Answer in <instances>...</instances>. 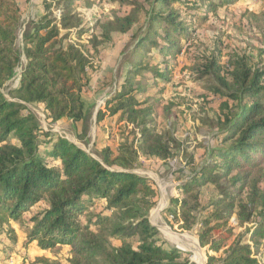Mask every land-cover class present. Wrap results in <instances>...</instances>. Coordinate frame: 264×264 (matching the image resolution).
Segmentation results:
<instances>
[{
	"label": "trees",
	"instance_id": "trees-1",
	"mask_svg": "<svg viewBox=\"0 0 264 264\" xmlns=\"http://www.w3.org/2000/svg\"><path fill=\"white\" fill-rule=\"evenodd\" d=\"M75 1L64 0V26L73 20ZM149 1L144 24L119 53L115 68L119 88L107 99L111 115L121 110L130 118L136 116L139 102L133 93L148 94L173 81L177 62L163 59L147 66V52L155 49L176 58L180 39L190 35L181 13L170 5L188 0ZM191 1H206L209 14H215L213 0ZM55 21L44 15L23 22L14 0H0V228L13 232L14 238L11 221L24 225V243L35 242L41 250L68 245V264H195L181 250L167 246L149 222L155 189L130 169L123 155L104 148L93 156L44 130L35 115L23 113L27 104H42L48 120L66 115L82 122L83 133L89 130L93 109L81 97L87 58L73 43H63L65 36ZM136 21L135 13L113 16L105 23L104 35L126 33ZM18 67V85L9 98L2 88ZM214 67L210 60L200 77ZM141 78L151 79L152 84L140 86ZM212 89L233 104L219 118L221 131L215 144L206 147L202 161L175 184L167 218L180 231L197 225L199 191L213 184L221 190L197 231L199 244L218 253L207 255L206 264H264V67H252L243 57L235 59L227 77H219ZM149 123L140 121L136 129L142 151L160 159L173 156L177 143L173 133H155L146 129ZM11 136L16 144L9 141ZM134 152L129 149V154ZM98 202L105 211L90 212ZM34 206L37 210L23 219V213ZM232 215L241 230L228 242L233 236L234 227H227ZM218 227L227 234L211 235ZM111 238L119 245H110ZM38 262L62 264L46 257Z\"/></svg>",
	"mask_w": 264,
	"mask_h": 264
},
{
	"label": "rangeland",
	"instance_id": "rangeland-1",
	"mask_svg": "<svg viewBox=\"0 0 264 264\" xmlns=\"http://www.w3.org/2000/svg\"><path fill=\"white\" fill-rule=\"evenodd\" d=\"M14 1L19 6L23 22L38 20L44 15L53 17L60 35L65 36L63 43H73L86 56L81 97L93 109L87 133H83L82 122L73 121L66 115L57 120H48L42 104H27L23 113L35 115L44 130L56 133L93 156H96L95 151L104 148H108L113 154L123 155L130 164V169L146 177L155 189L154 204L148 209L147 217L166 245L181 250L195 264H200V256L194 253L196 250L203 257V262H207L209 254L218 255L208 251L207 246L199 244L197 231L200 223L209 217L212 210L210 203L218 197L221 188L209 183L200 189L197 225L190 230L180 231L173 219L167 218L166 210L170 207L171 195L175 194V184L202 161L206 147L215 144L221 131L219 118L226 112L228 105L233 104L215 93L212 87L219 84V77H227L233 61L240 57L245 58L252 67H264V0H237L229 4L213 0L216 3L214 15H210L206 1L195 4L188 0L182 4H170L172 10L181 13L190 35L188 39H180L181 49L176 58L169 54L162 55L155 49L147 52L145 65L154 66L165 59L170 63L176 61L177 68L173 81L168 85L152 88L148 94L133 93L139 103L136 106L138 114L132 118L124 115L121 110L113 115L109 114L111 106L107 99L119 88L120 81L115 76L119 53L130 36L144 24L150 7L149 0H77L71 7L74 17L68 26H64L66 20L61 17L64 0ZM131 13L136 14L137 21L130 31L111 32L109 37H105V23L109 18ZM21 60L25 61L24 56ZM210 60L215 61L216 68H211L208 74L200 77ZM15 71V75L2 88L9 98L18 85L20 67ZM139 80L140 86L152 84L151 79ZM145 120L150 121L146 129L155 133H173L177 142L172 151L173 156L160 159L142 151L138 143L140 134L136 129L139 122ZM9 141L17 143L13 136ZM129 149L135 152L129 154ZM244 191L247 192L248 188H244ZM162 199L164 205L155 216L153 211ZM42 206V203L38 205L39 208ZM36 208L31 207L24 212L23 219H28ZM101 211L105 210L100 202L90 210L92 213ZM213 224L214 221L210 220V225ZM11 226L14 238L13 232L8 233L5 228H0V264H40V257L68 264V245L41 250L35 242L24 243V225L11 221ZM164 226L176 234L188 235L189 239L184 245L177 244L164 235L161 230ZM230 226L234 229L228 242L241 230L236 226L235 215L228 220L227 227ZM226 234V229L222 227L211 231L214 236ZM109 242L113 246L119 245L115 238H111Z\"/></svg>",
	"mask_w": 264,
	"mask_h": 264
},
{
	"label": "bare ground",
	"instance_id": "bare-ground-1",
	"mask_svg": "<svg viewBox=\"0 0 264 264\" xmlns=\"http://www.w3.org/2000/svg\"><path fill=\"white\" fill-rule=\"evenodd\" d=\"M163 189V188H162ZM164 193V192H163ZM163 196V195H162ZM162 205H164V201L163 199L160 201L159 203V206L153 211L155 216L156 214L158 213V210L162 207ZM161 211V210H160ZM161 230L163 231L164 235L170 239V240H173L175 241L177 244H180V245H184V243H186V240L189 239V236L188 235H179V234H176L174 233L171 229H169L168 227H162ZM193 239V238H192ZM197 245V244H196ZM185 247V246H184ZM189 249H192V248H189ZM195 250V249H194ZM194 253H197L199 256H200V264H203V257L198 253V251L196 250V252ZM202 253V252H201Z\"/></svg>",
	"mask_w": 264,
	"mask_h": 264
},
{
	"label": "water",
	"instance_id": "water-1",
	"mask_svg": "<svg viewBox=\"0 0 264 264\" xmlns=\"http://www.w3.org/2000/svg\"><path fill=\"white\" fill-rule=\"evenodd\" d=\"M203 264H206V260H204Z\"/></svg>",
	"mask_w": 264,
	"mask_h": 264
},
{
	"label": "built area",
	"instance_id": "built-area-1",
	"mask_svg": "<svg viewBox=\"0 0 264 264\" xmlns=\"http://www.w3.org/2000/svg\"><path fill=\"white\" fill-rule=\"evenodd\" d=\"M171 217V216H170Z\"/></svg>",
	"mask_w": 264,
	"mask_h": 264
}]
</instances>
